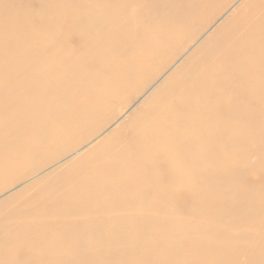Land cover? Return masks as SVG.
Masks as SVG:
<instances>
[{
	"label": "bare ground",
	"instance_id": "6f19581e",
	"mask_svg": "<svg viewBox=\"0 0 264 264\" xmlns=\"http://www.w3.org/2000/svg\"><path fill=\"white\" fill-rule=\"evenodd\" d=\"M215 1L0 0V175L61 144L75 152L78 132L203 34ZM257 1L85 155L64 194L0 227V264H237L264 217L247 162L259 152L264 173ZM255 238L247 264L264 263V228Z\"/></svg>",
	"mask_w": 264,
	"mask_h": 264
},
{
	"label": "rangeland",
	"instance_id": "374dc122",
	"mask_svg": "<svg viewBox=\"0 0 264 264\" xmlns=\"http://www.w3.org/2000/svg\"><path fill=\"white\" fill-rule=\"evenodd\" d=\"M248 2L249 0H216L213 7L209 9L201 19V22L207 19H209L208 22L210 21L203 34L198 36L184 52L180 53L176 61L166 68L163 73L150 83L129 105H126V100H118L113 103L112 109L110 108L109 111L104 113L99 120V122L103 120L101 128L98 127L100 124L97 122L92 125L90 129L85 128L78 132L75 138L76 141H80L82 144L75 152L72 151L67 153L66 149H68V146L61 144L54 149L39 153L28 161L21 162L14 167L8 168L6 172L0 175V227L4 226V223L12 218L21 216L26 217L29 213L38 211L49 199L64 194L71 179L84 174L89 168L87 167L88 164L86 166H79L82 158L91 152L95 146L110 136L113 130L120 124L125 123L130 113L135 110L143 100L157 88L162 80L183 62V60L189 56L207 36L213 32L219 31L220 28L225 25H230V28H232L235 21H238L244 14L248 13L251 9L248 7ZM257 2L261 3L264 2V0H258ZM118 108L121 109V111L118 110ZM92 133L94 134L92 135ZM114 144L115 141H112L111 145ZM5 145L10 147L8 143ZM5 152H7V150H4V153ZM260 152L264 154V146L261 148ZM259 159V152L255 150L248 151L247 162L251 168L248 172V180L256 185L264 186V173L259 169ZM92 164H94V162ZM75 167H77L76 171L74 170ZM263 228L264 217L261 218L260 224L254 233V237L252 236L248 240H245V248L236 257L237 264L248 263V256L251 254L253 244L256 241L255 237L263 232ZM237 241L240 242V240ZM103 255L108 259L112 257V253L108 252H104ZM9 258L12 259L11 257ZM106 264H111V260H108Z\"/></svg>",
	"mask_w": 264,
	"mask_h": 264
}]
</instances>
